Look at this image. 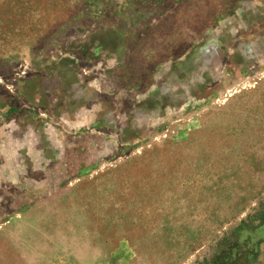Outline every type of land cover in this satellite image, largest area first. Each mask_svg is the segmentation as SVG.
I'll use <instances>...</instances> for the list:
<instances>
[{
  "label": "rangeland",
  "instance_id": "rangeland-1",
  "mask_svg": "<svg viewBox=\"0 0 264 264\" xmlns=\"http://www.w3.org/2000/svg\"><path fill=\"white\" fill-rule=\"evenodd\" d=\"M0 264H264V0H0Z\"/></svg>",
  "mask_w": 264,
  "mask_h": 264
}]
</instances>
